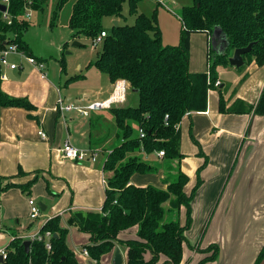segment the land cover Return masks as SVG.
<instances>
[{"label": "trees", "instance_id": "1", "mask_svg": "<svg viewBox=\"0 0 264 264\" xmlns=\"http://www.w3.org/2000/svg\"><path fill=\"white\" fill-rule=\"evenodd\" d=\"M44 1H8L10 23L0 11V47L5 42H13L18 49L33 55L23 40V34L29 26V20L23 15L26 7L41 9ZM139 1L75 0L68 20L73 40L82 37L92 40L97 37L105 30L102 22L104 17L117 21L116 25L112 23L110 30H106L107 35L102 40L94 66L105 73L111 82L125 79L138 95L135 106H113L109 109L112 115L110 124L99 118L92 120L91 135L94 133L98 139L108 140L109 134H112L120 140L107 148L108 151L104 148L106 155L102 170L109 175L100 211L84 215L72 213L68 218L69 226H76L79 231L89 235V243L82 248L87 249L94 264H101L102 255L116 245L127 249L125 264L181 263L186 242L185 231L191 224V200L197 185L187 195L183 186L188 176L180 169L175 176L164 179L166 188L151 184L136 186L130 183V178L134 173L157 171L156 165L143 158L145 154L163 150L162 159L166 161H179L184 156L180 151L178 125L186 112L206 110L208 89L213 87L217 79L215 68L218 65H230L228 58L235 48L253 42L251 50L243 55L242 66L251 61L259 66L264 65V0H193L191 5L181 7L179 18L183 27L177 45L161 42L155 15L149 17L139 12ZM65 2L67 0L56 1L51 25L55 24ZM124 4L127 5V15L134 17L132 23H127ZM215 29L225 37L224 50L220 53L211 50L208 73L190 72L189 33L199 31L211 35ZM1 84L0 79V108L34 109L35 106L27 98L5 93ZM236 106L237 101L226 106L220 94L218 107L221 113L252 111L264 115V85L254 105L242 103L240 109ZM133 124L143 129L145 135L142 138L132 127ZM102 133H105V137L99 138ZM95 137L93 145L98 146L100 140ZM2 179L0 177V193L15 185L12 182L3 184ZM36 179L34 176L20 187L25 189L24 186L29 187ZM166 203L169 210L177 214L181 206L185 207L184 224L179 219L163 221ZM60 223V216L55 215L40 228L41 231L49 230L52 233L50 251H46L42 242L32 241L26 252L23 246L25 240L13 237L7 247V256L0 264H88L76 259L66 243L68 228ZM133 227H136L135 237H119L121 232ZM204 251L211 254L198 264L213 259L218 247L210 244ZM147 254L150 255L148 259L145 258ZM263 256L264 245L254 264H258Z\"/></svg>", "mask_w": 264, "mask_h": 264}, {"label": "crops", "instance_id": "2", "mask_svg": "<svg viewBox=\"0 0 264 264\" xmlns=\"http://www.w3.org/2000/svg\"><path fill=\"white\" fill-rule=\"evenodd\" d=\"M161 1L162 3L156 0L158 6H163L165 11L175 14L173 6L176 0ZM140 2L142 0L138 2L137 9L140 7ZM138 11L145 14L140 9ZM110 20L113 22L112 19ZM164 20H166L165 14H159L157 20L155 18L156 23L161 25V27L158 25L160 34L166 29ZM167 20L170 21L172 32L176 31V35L172 39L165 37L163 44L173 45L177 42L178 22L172 18ZM182 27L181 22V29ZM199 35H204V38L197 42V48L191 45L189 50L190 72L204 70L205 50L209 65L208 57L212 55L211 50L220 53L225 48V37L219 31L211 35L200 32ZM25 67L24 64L17 70L4 68L6 79L2 80L1 84L2 90L9 96L27 98L35 106L34 109L10 106L0 108V177L3 178V184L7 182L15 184L0 193V230H9L10 241L13 237L21 238L23 235L36 232L45 220L56 214L62 215L66 210L70 214L78 212L83 215L91 211H100L98 208L101 191L105 186L102 179L109 175L102 170V167L100 169L96 166L95 163L99 159L94 163L74 162L61 159L58 152V148L66 139L82 149L89 147L104 151L103 144L96 146L92 143L91 124L96 118L103 120L104 123H111L112 115L109 110L93 114L88 118V125L84 121L86 118L74 113H58L55 110L58 98L62 96L66 101L59 88L52 84L45 85L42 80L45 77L43 78L32 66L28 65L30 70L23 76ZM231 67L239 70L234 66ZM244 67L246 70L239 77L234 76L236 78L234 83L243 79L238 87L229 89L232 94L224 98L226 106L237 101L236 107L240 109L242 103L246 106L254 105L258 100L264 85V65L259 66L251 61ZM229 73L232 76V72ZM128 85L130 86L129 83ZM218 85L224 86L221 82ZM110 86L112 90L111 81ZM84 93L82 98L75 97L71 101L83 104L91 100L88 94ZM218 103V98L214 95L211 96V100L208 99L207 92L206 110L190 112L183 116L178 127L180 151L184 156L179 161H166L163 164L165 167L160 169L158 167L154 173H134L130 178L131 184L145 186L146 182L135 181L138 174L140 176L158 174L159 182L156 186L166 188L164 179L175 176L176 171L180 169L188 176L183 186V191L187 195L197 185L191 200V224L185 231L190 247L194 244L192 242L201 225L210 214L209 225L200 243L192 247L193 253L185 244L183 245L180 264H197L210 254L196 253L194 252L196 247L204 250L210 244H216L215 242L219 243L220 250L218 264H254L264 245V115H257L252 111L221 113ZM38 130L44 131L45 138L38 135ZM187 136L194 141L193 144L188 143ZM100 154L105 159L106 154L103 152ZM150 155L155 156L153 153L145 154L143 158H150ZM155 157L164 161L162 157ZM148 162L156 165L151 161ZM34 176L37 179L29 187L24 186L25 189L20 187ZM59 190L61 195L55 198ZM28 197L44 200L46 204L38 202L45 206L44 210L50 206V214L42 223L35 225V220H39L41 215L34 220L29 218ZM82 209L86 212H81ZM26 217L29 219L27 220ZM22 218H25V221L23 226H20ZM178 219L182 224L185 223L184 206L179 209ZM11 221H14L13 225L10 224ZM60 224L65 226L63 220ZM135 230L136 228L133 227L121 232L124 236L121 239L134 237ZM66 243L72 250L68 243V234ZM115 247L119 248L122 264H125L122 246ZM115 247L107 254L108 264H111ZM80 259L77 260L94 264L90 257ZM203 264H217V262L209 260Z\"/></svg>", "mask_w": 264, "mask_h": 264}, {"label": "rangeland", "instance_id": "3", "mask_svg": "<svg viewBox=\"0 0 264 264\" xmlns=\"http://www.w3.org/2000/svg\"><path fill=\"white\" fill-rule=\"evenodd\" d=\"M56 1L57 0H45L44 1L45 4L43 5L41 9L39 10L29 9V10L24 11V12L28 11L30 13V16L28 17L29 26L23 34V40L26 42L29 51H31L34 55L41 57V59L43 60L45 64L43 72L46 74V76L44 79H42L43 82L45 83V85L46 84L56 85V87H58L59 90L61 91V94L64 95L67 102L69 101V102L74 103V101H71V99L75 97L82 98L83 95L85 94L84 92L88 94L91 100H93L92 98H105L106 96H108V94L111 91L109 78L105 73L100 72L94 66V61L97 57L98 52L101 49L102 41L97 46H94L91 40H89L88 38L82 37L78 40L71 39L72 31L68 26V20H69V15H70L72 4L74 3L75 0H67V2L64 3L61 10L59 11L55 24L51 25V21H52L51 16H52V12L56 4ZM192 3H193V0H176V4L173 6L175 14L168 13L167 11L164 10L163 6H160V5L158 6L156 3V0H142V2L139 3L140 7L138 9H140L142 12H144L149 17H151L152 15H155L156 20L159 14H165L166 20H164L163 23L166 29L163 30V34L161 32L162 43H163V40H165V37L168 39H172L176 35L175 30L174 32H172L171 25L169 23L170 21L167 20V18H172L176 22H178L179 32H178L177 42L173 44V45H177L180 41V33H181V22L179 18L181 7L185 5H191ZM123 12L125 13L127 17V23H132L134 17L127 15V5L126 4H124L123 6ZM102 22H103V27L105 28V30L107 31L110 30L111 25H112V21L110 20V18L104 17L102 19ZM121 23H123V21H121ZM157 25H160V23ZM199 33H200L199 31L189 33V38H188L189 50H190L191 45L192 47L197 48V42L201 38H204V35H199ZM74 41H78L80 45H74L73 44ZM204 44H206V41ZM206 55H207V51L205 50V54H204L205 64L203 68L204 70L199 71V72H207L209 69V65L207 64ZM11 58L16 61H19V59H17L14 56H11ZM25 66L26 67H25V72L23 76H25V74L30 70L28 69L27 64H25ZM244 66H242L238 70V69L232 68L231 65H218L215 68V72L217 74V79H219L218 82L223 83L224 86L220 87L219 85H216V86L210 87L208 89V99L210 98L211 100V96L214 95L216 98H218V102H219L220 94L223 95V98H225L226 96H230L232 92L231 91L229 92V89L231 87L233 89L238 87L240 84V81L243 79L241 78L237 83H234V81L236 80L235 77H239V75L242 74L246 70V67ZM229 72H232V76H230ZM125 97H126L125 101L121 103L119 106L137 105L138 95L135 89L128 86V88L126 89ZM92 116H93V113L89 117H82V118H86L84 121L87 122V125L89 124L88 118ZM99 133H101V131H99ZM94 137L95 135L94 133H92V143L95 141ZM103 137H105V133L100 134L99 138H103ZM187 137H188V143L193 144L194 141L191 140L190 136H187ZM95 138L97 140H100L98 144L99 145L103 144V146H105V149L109 148L112 144H116L120 141L118 140L117 137H115L112 134H109L108 140L107 139L101 140V139H98L97 137ZM100 150L101 149H99V153L100 152L104 153V151H100ZM153 154L157 156L156 152ZM150 156H151L150 158L149 157L145 158L147 162L151 161L155 163L157 168L159 167V169L161 167L163 168L165 167L163 164H165L166 160L162 161V160H158L154 155H150ZM97 160L98 162L95 164H97L96 166L101 169L103 161H104L103 155L102 154H100V156L98 155ZM137 180L146 182L147 185L151 184V185L156 186L158 185L157 182H159V176L158 174H154L153 176H148V175L140 176L138 174V176L135 177V181ZM104 187L105 186L102 187V191H101V201H100V206L98 208L99 210L102 207V203L105 197ZM58 193L59 194L55 196V198H58L61 195L60 190ZM69 199L70 197L68 198V200ZM39 201L45 203L44 200H42L41 198L36 200V202H39ZM164 207L166 208V213L163 218V221H168L170 219H178V214L174 210H169L167 203L164 204ZM81 212L84 213L86 211L82 209ZM48 214H50V206H48V209L46 210H43V211L41 210L40 212L41 216L39 220L37 219H36L37 221L35 220V225L36 223H39V222L42 223V221L47 218ZM56 215H59V214H56ZM59 216H60V220L61 221L63 220L65 222V226L68 228V243H70V246L72 247V251L76 259H79V260H81L80 258L83 259L85 256L82 253L81 246L89 242V235L85 232L79 231L76 226L68 225V218L70 216L69 211L66 210L64 211V213H62V215H59ZM26 218L27 220L29 219L28 217ZM209 220H210V214L208 215L206 220L201 225V228L199 232L197 233V235L194 237V240H193L194 242L192 243L194 244L200 243L204 232L207 230L206 227L209 225ZM24 221H25V218H22L20 226H23ZM13 223L14 221L10 222L11 225H13ZM135 231L133 232V235H135ZM8 232L9 230L7 231L0 230V249L7 247V245L10 243V236ZM123 237L124 236H122L121 234L120 238H123ZM125 238H132V237L129 236ZM215 243L218 247V253L214 255V258L211 260L217 262L218 264L219 258H220V250H219V243L217 242ZM184 244L186 248H188L189 251L193 253L192 247H194V244L190 247L187 239ZM122 251L124 254V262H126L127 249L124 246H122ZM194 252L201 253V254H204V253L211 254L210 252H205L204 250H201L198 247H196V251L194 250ZM107 254L108 253H105L104 255H102L100 259L101 264H108ZM149 257H150L149 254L145 255L146 259H148Z\"/></svg>", "mask_w": 264, "mask_h": 264}, {"label": "built area", "instance_id": "4", "mask_svg": "<svg viewBox=\"0 0 264 264\" xmlns=\"http://www.w3.org/2000/svg\"><path fill=\"white\" fill-rule=\"evenodd\" d=\"M8 1L9 0H0V3L5 5L6 7V10L2 12L3 18L6 19L8 23H10L9 20L10 17L7 12ZM160 3H162L161 0ZM29 9L30 8L26 7L25 11ZM23 16L25 19H28L30 13L27 11L24 13ZM106 35H107L106 30H103L98 34L97 37L93 38L91 42L93 43L94 46H97ZM11 56L16 57L17 59H19V61L12 59ZM24 64H27L37 69L41 73V76L43 78L46 76V74L43 72L45 64L41 58L38 59L34 55L25 53L24 51L18 49L17 45L13 42L10 43L5 42L4 46L0 47V68H1L0 79L1 80L6 79V76L3 72L4 68L17 70L21 68ZM218 83L219 82L216 80L214 82V86L218 85ZM128 86L129 85L125 79H117L113 82L112 90L107 97L103 99L88 100L86 103L83 104L66 102L64 98L61 96L57 100L55 110L58 113L71 112L80 117H89L92 113L95 114V113L107 111L111 107L119 106L121 103H123L126 99L125 94ZM188 114H190V112H186L184 115H188ZM132 127L134 128V130L137 131L138 136L140 138H142L145 135L143 129L139 125H132ZM38 135L41 136L42 138H45L46 136L43 130H38ZM58 152H59V157L63 160H70L74 162H92V163L97 161L98 155L100 154L98 149L78 148L73 143H71L69 139H66L62 143V145L58 148ZM156 155L161 158L164 155V151L163 150L157 151ZM102 182L106 186V178L103 177ZM27 203L29 207V218L34 220L38 216H40L41 208L38 202H36V200L32 197H28ZM51 236L52 233L49 230L41 231L39 229L36 232L23 235L21 238L24 240H30V242L32 241L42 242L46 251H50ZM7 252H8L7 248L0 249V258H2V260L6 258ZM82 253L85 257H89V253L86 248H82Z\"/></svg>", "mask_w": 264, "mask_h": 264}, {"label": "water", "instance_id": "5", "mask_svg": "<svg viewBox=\"0 0 264 264\" xmlns=\"http://www.w3.org/2000/svg\"><path fill=\"white\" fill-rule=\"evenodd\" d=\"M5 10H6L5 5L0 3V11L4 12ZM112 23L116 25L117 21L113 20ZM215 32H216V29L214 30V34H215ZM73 44L74 45H80V43L78 41H74ZM252 45H253V42L249 43L245 47L235 48L233 50L231 56H229V58H228L229 64L231 66L236 67V68L241 67L244 64L243 55L248 53L251 50ZM38 204H39L41 210L45 209V206L42 203H38ZM54 236H55V234H54ZM29 245H30V240L23 241V246H24V249L26 252L28 250ZM1 262H2V258H0V263ZM111 264H122V255H121V252H120L118 247H115V249H114ZM258 264H264V256Z\"/></svg>", "mask_w": 264, "mask_h": 264}]
</instances>
